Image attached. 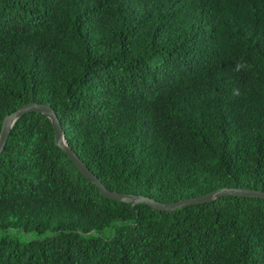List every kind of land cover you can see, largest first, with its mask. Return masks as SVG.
<instances>
[{
  "label": "trees",
  "instance_id": "obj_1",
  "mask_svg": "<svg viewBox=\"0 0 264 264\" xmlns=\"http://www.w3.org/2000/svg\"><path fill=\"white\" fill-rule=\"evenodd\" d=\"M26 103L110 191L264 190V0H0V131ZM54 137L11 127L0 264H264V199H109Z\"/></svg>",
  "mask_w": 264,
  "mask_h": 264
},
{
  "label": "water",
  "instance_id": "obj_2",
  "mask_svg": "<svg viewBox=\"0 0 264 264\" xmlns=\"http://www.w3.org/2000/svg\"><path fill=\"white\" fill-rule=\"evenodd\" d=\"M30 112L44 113L50 119L52 127L54 129V134H55L54 140L56 145H58L63 150V152L67 154L68 158L74 163V165L78 168L81 174L91 183L96 185L100 190L101 194L109 199L122 201L124 203H132V204L143 203L155 210L167 211V212H172L177 208L208 203L215 199L227 195L264 199V190H256L246 187H223L200 196L184 198L168 203H162L160 201H156L155 199H152L145 195H133L128 193H119L116 191H110L106 189V187H104V185L100 182V180L95 177V175L86 167V165L79 159V157L72 151V149L68 147L64 139L60 122L56 114L48 104L26 103L17 110H15L14 112L4 117L0 131V153L2 152L6 144L9 132L14 122L22 115Z\"/></svg>",
  "mask_w": 264,
  "mask_h": 264
}]
</instances>
